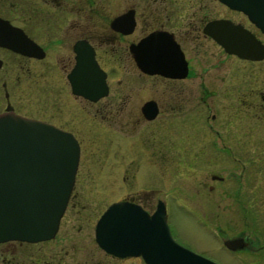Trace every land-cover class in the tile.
<instances>
[{
	"label": "flooded vegetation",
	"instance_id": "af4514ba",
	"mask_svg": "<svg viewBox=\"0 0 264 264\" xmlns=\"http://www.w3.org/2000/svg\"><path fill=\"white\" fill-rule=\"evenodd\" d=\"M0 19L13 27L11 35L19 48L0 45V113L50 123L70 133L78 145L73 183L53 236L34 242L0 241V264H123L130 260L145 264L139 255L110 254L94 239L96 220L113 201L137 204L147 215L155 211L160 198H152L157 188L151 185L110 197L116 192L114 179L125 188L126 180L136 177L134 170L127 173L130 167L135 169L143 160L150 168L164 162L173 173L175 165L184 167V173H192L191 178L215 195L217 207L230 199L226 204L248 215L255 194L264 196V56L239 57L225 51L213 36H232L239 28L264 45L263 34L242 11L219 0H0ZM164 40L170 44L168 65L175 64L174 48L180 53L181 76L146 73L133 56L132 48L137 49L140 65L150 61L152 67L157 56L146 54L155 50L156 55L157 45ZM94 64L104 72L106 84L105 95L95 100L73 88L89 86L88 71ZM127 70L152 77L166 91L136 100L126 94L119 79L118 85L111 86L110 72ZM190 86L196 94H190ZM146 100L155 104L152 118L142 114ZM141 122L149 126L145 132L150 135L144 140L138 128L131 131L133 124ZM99 128L106 173L105 193H98L111 200L89 224L91 212H80L75 207L79 200L72 202L73 207L68 204L81 153L87 148L80 135ZM162 129L166 138L159 143L156 133ZM107 190L112 194L106 195ZM66 211L63 223L68 227L58 234ZM89 226L91 238L87 236L83 244L78 238L89 234ZM81 228L85 230L78 233ZM238 235L248 241L242 249L254 252L256 245L264 250V241ZM90 239L101 252L98 258L93 256ZM22 245L31 246L23 249Z\"/></svg>",
	"mask_w": 264,
	"mask_h": 264
},
{
	"label": "water",
	"instance_id": "95a60500",
	"mask_svg": "<svg viewBox=\"0 0 264 264\" xmlns=\"http://www.w3.org/2000/svg\"><path fill=\"white\" fill-rule=\"evenodd\" d=\"M219 1L242 11L264 38V0ZM12 28L0 19V45L16 50L19 48L11 35ZM237 30L232 36L212 35L227 52L245 58L263 57L264 45L251 33ZM169 47L164 40L157 45L156 55L155 50L146 54L149 58L157 56L152 67L150 61L140 65L137 49L131 50L142 71L181 76L178 50L174 48L175 64L166 63ZM90 75L92 81L87 88L76 85L73 88L95 100L106 93L104 72L94 64L88 71ZM141 111L144 117L152 118L156 112L154 102H143ZM77 159L78 145L70 133L37 119L12 112L0 113V241L34 242L53 236L71 190ZM94 239L110 254L139 255L145 264H217L172 238L160 199L151 215L129 201L111 202L96 220ZM247 243L243 235L222 239V245L231 251L240 250Z\"/></svg>",
	"mask_w": 264,
	"mask_h": 264
},
{
	"label": "rangeland",
	"instance_id": "374dc122",
	"mask_svg": "<svg viewBox=\"0 0 264 264\" xmlns=\"http://www.w3.org/2000/svg\"><path fill=\"white\" fill-rule=\"evenodd\" d=\"M222 13L224 12L222 11ZM258 35L260 36V34ZM239 68L241 69V66L237 67V69ZM237 72L239 73L240 71L237 70ZM109 78L111 86L118 85L116 80L119 79L121 81L119 85L125 88L126 94L135 96L136 100H144L155 93L159 94L161 91L163 93L166 91V86L159 82L154 84L152 77L139 75L133 70L124 72L112 71ZM190 91V94L197 93L194 86H190ZM146 126L149 127L143 122L140 125L133 124V130L129 129V131L131 130L134 133V131H137L136 128H138L141 133V139L144 140L150 135H147L145 132ZM165 133L164 129L156 133L159 137V143L165 142ZM87 137L89 138L87 139ZM80 138L82 139L83 146L84 143L87 144V148L83 150L80 156V165L77 168L78 177L75 180L72 199L68 204V208L73 207V201L77 202L79 200V205L76 203L75 207L77 209L80 207V212L93 213L87 215L90 218L89 224H91L97 217L98 212L111 199H106L104 195L98 193H105L103 176L106 173L102 154L101 129L99 128L98 131L94 130L90 134L80 135ZM88 142H91L93 145L91 146ZM164 147L165 145L162 148L164 149ZM158 152L159 154L161 153L160 151ZM175 167H177V171L173 173L169 166H166L164 162L158 161L155 168L153 166L150 168V165L146 164L143 160L135 169L133 166L130 167L127 173L134 170L136 177L127 179L125 188L120 187L117 184V179H114L115 184L113 186H115L116 192L112 194V192L107 190L106 195L112 194L110 197L114 198L127 192L147 188L151 185L157 188L156 195L152 196V198L158 197L165 203L168 226L176 241L217 264H264V250L260 247L256 248V245L253 252L248 248L229 251L221 244L223 238L241 233H245L250 240H258L260 243L264 241V196L255 194L252 210L248 215L239 207L236 208V206L226 204V202H230V199H223V208L217 207L215 195L212 192L208 193L206 186L203 187L197 181L198 179L191 178L192 173H184V167L177 165ZM116 169L118 167L114 168L115 173H117ZM195 171L198 174L199 168L196 167ZM83 176H86L89 180L86 181V178H82ZM68 214L69 211H66L62 217V222L58 226V234L64 232L68 227L67 224L63 223V221H66ZM246 222H248L247 227ZM84 230V228H81L77 232L80 233ZM87 230L89 232L88 235H82L78 238L83 244L85 239L91 238V226ZM92 244L94 248L93 256L98 258L101 252L96 249V245L90 239L89 246ZM26 246L31 245H22L20 248L24 249ZM89 246L85 247V250ZM123 264L143 263L138 260H130L123 262Z\"/></svg>",
	"mask_w": 264,
	"mask_h": 264
}]
</instances>
